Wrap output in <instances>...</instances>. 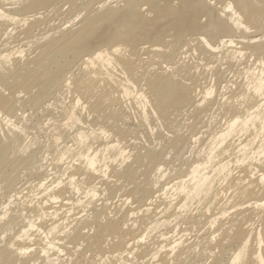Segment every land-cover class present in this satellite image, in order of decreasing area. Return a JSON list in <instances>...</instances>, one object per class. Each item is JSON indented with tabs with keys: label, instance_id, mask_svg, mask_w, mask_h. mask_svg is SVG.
I'll list each match as a JSON object with an SVG mask.
<instances>
[{
	"label": "bare ground",
	"instance_id": "1",
	"mask_svg": "<svg viewBox=\"0 0 264 264\" xmlns=\"http://www.w3.org/2000/svg\"><path fill=\"white\" fill-rule=\"evenodd\" d=\"M0 264H264V0H0Z\"/></svg>",
	"mask_w": 264,
	"mask_h": 264
},
{
	"label": "rangeland",
	"instance_id": "2",
	"mask_svg": "<svg viewBox=\"0 0 264 264\" xmlns=\"http://www.w3.org/2000/svg\"><path fill=\"white\" fill-rule=\"evenodd\" d=\"M44 139L43 137H41V140Z\"/></svg>",
	"mask_w": 264,
	"mask_h": 264
}]
</instances>
